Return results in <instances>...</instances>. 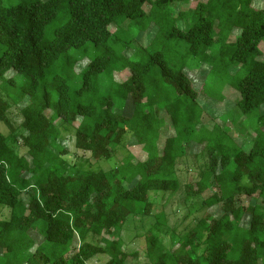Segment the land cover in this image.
<instances>
[{
    "label": "trees",
    "instance_id": "16d2710c",
    "mask_svg": "<svg viewBox=\"0 0 264 264\" xmlns=\"http://www.w3.org/2000/svg\"><path fill=\"white\" fill-rule=\"evenodd\" d=\"M190 1L193 8L176 9ZM261 5L256 0H20L3 6L0 0V88L8 97L0 96V122L13 132L7 112L23 105L19 145L26 150L16 154L0 131V206L9 209V217L0 218V264H86L100 255L109 257L106 264H125L130 254L111 237L130 216H153L166 225L149 193L179 190L176 165L194 145L202 148L204 165L184 186V201L196 199L206 212L170 248L146 233V258L150 264H264ZM119 18L132 21L135 36L111 32ZM151 26L156 27L151 41L136 47L127 61L123 52ZM177 48L178 54H171ZM91 51L98 53L77 74L79 84L70 86L75 65ZM209 62L208 71L224 78L230 67L244 73L233 85L232 110L244 118L257 114V133L246 130L253 134L248 151L226 126L231 112L221 116L227 115L223 125L203 122L201 91L187 69L197 72ZM124 70L129 75L119 80ZM10 71L21 81L6 77ZM209 96L218 104L227 99ZM57 120L78 123L74 146L89 153L91 164L112 159L114 148L129 139L143 159L128 154L107 171L79 169L62 157L66 150ZM167 124L172 137L166 136ZM29 191L24 203L21 196Z\"/></svg>",
    "mask_w": 264,
    "mask_h": 264
},
{
    "label": "rangeland",
    "instance_id": "374dc122",
    "mask_svg": "<svg viewBox=\"0 0 264 264\" xmlns=\"http://www.w3.org/2000/svg\"><path fill=\"white\" fill-rule=\"evenodd\" d=\"M20 0H1V4L3 6L14 5ZM46 1V0H41ZM257 2L262 3L261 6L264 7V0H256ZM194 3L192 1L186 4H179L176 9L186 10L189 8H193ZM174 6H169V9H173ZM147 10V7H146ZM64 22L58 21L53 24L60 25ZM178 27H182V23H177ZM111 32H117V36L120 38H124L125 36L133 35L135 36L137 29L133 27L132 21L119 18L117 23H115L112 27H110ZM156 32V27L151 26L149 31L146 32L145 35H141V38L132 42L129 45V49H126L123 54L125 55L127 61H129L136 47H141L148 45V43L153 38ZM178 48L174 49V52L171 54H178ZM98 53V51H91L84 59H82L79 63L75 65L76 74H70V78L67 80L68 84L72 87L79 84V76L77 74L81 73V71L87 66L88 62L93 58V56ZM209 64H205L202 69L195 72V70L187 69V74L192 81L193 87L195 90L199 91L200 101L204 104V117L203 122L208 126L212 125L214 122H218L220 125H223V121L225 117L222 115L231 112L226 126L230 128V134L236 141V144H239L245 151L249 150V147L252 144V136H248L246 134V130L248 128L256 129L257 133V114L244 118L240 117V112L233 109V103L235 96L233 95L236 91L233 88V85L236 84L238 79L244 74L242 71L235 73V68L230 67V72L226 73V77L224 78L221 72H211L208 71L211 68ZM193 62H188V65H192ZM235 70V71H232ZM129 75L127 70L121 71L118 73L117 77L119 80H125ZM218 75V76H217ZM17 76V80L21 81V76L16 73L10 71L6 75V77ZM117 79V78H116ZM19 83V82H17ZM204 83V85H203ZM106 88V85H102V90ZM221 95L226 97L227 99L221 103H215L216 98H212V96ZM234 96V98H230V96ZM0 96L4 99H8V97L2 92L0 88ZM207 97V98H206ZM208 101H205L207 100ZM210 99V100H209ZM215 99V100H214ZM26 101V99H25ZM217 102V101H216ZM23 105L12 106L7 112L8 119L13 128V132L10 131L5 124L0 122V131L5 136L7 143L9 146L15 151L16 154L21 155L26 150L20 147L19 137L23 134V126H22V116L20 114V109ZM126 107L124 109V115L126 112ZM263 112V110H261ZM232 118H234L235 122H232ZM237 118V120H236ZM77 122L73 125L62 124L60 121H56V125L60 128V145L63 149L66 150V154L62 157L69 164L76 166L82 170H92L98 171L102 170H110L111 168L117 167L121 161L128 155L134 156L136 159H143V155L140 153V147L136 144L134 139H129L125 146H119L114 148L113 158L110 160H100L96 164H91L89 161V153L79 151L74 146L75 140V129L77 126ZM174 132L172 130L171 125H166V136L172 137ZM162 142L159 143V147L162 148ZM202 148L194 145L193 147H187V156L181 159L176 165L177 170V178L179 179L180 188L176 193H163L159 191H151L149 193L150 201L155 204L157 207L155 212L162 211L166 217V225L161 226L156 222V219L153 216L142 217V216H130L126 222L123 224L122 228L117 231L111 238L120 239L121 243L124 246V249L127 254L130 256L126 259L125 264H150L149 260L145 255L146 241L144 240V235L146 233H151L159 236L163 244L170 248L177 241L178 236H180L186 229H188L202 214L206 211L200 209V203L196 199H192L190 201H184V186L190 182H194L197 178V173L203 168L204 165V152L201 151ZM194 155V156H193ZM31 195L30 191L21 196V199L24 203H26ZM243 201L246 203L247 200L243 198ZM2 208V209H1ZM216 208L211 209L208 213H215ZM9 217V209L7 207L0 206V218L7 219ZM248 218V217H247ZM33 232L31 233L32 237ZM36 244L39 243V239L35 236ZM94 241V240H93ZM136 253V255H132ZM109 260L107 255L97 256L86 264H106Z\"/></svg>",
    "mask_w": 264,
    "mask_h": 264
}]
</instances>
